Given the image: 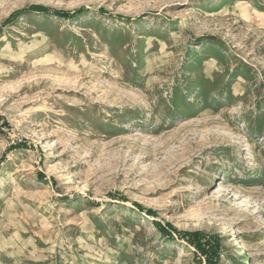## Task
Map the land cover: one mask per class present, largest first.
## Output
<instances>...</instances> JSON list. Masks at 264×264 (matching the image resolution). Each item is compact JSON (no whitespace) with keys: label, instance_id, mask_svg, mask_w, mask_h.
Returning <instances> with one entry per match:
<instances>
[{"label":"rangeland","instance_id":"obj_1","mask_svg":"<svg viewBox=\"0 0 264 264\" xmlns=\"http://www.w3.org/2000/svg\"><path fill=\"white\" fill-rule=\"evenodd\" d=\"M177 232L264 264V0H0V264H205Z\"/></svg>","mask_w":264,"mask_h":264},{"label":"trees","instance_id":"obj_2","mask_svg":"<svg viewBox=\"0 0 264 264\" xmlns=\"http://www.w3.org/2000/svg\"><path fill=\"white\" fill-rule=\"evenodd\" d=\"M47 13H52L54 15H57L58 17L61 18H70L73 15H77L81 12V10H78L77 12L73 14H64L60 12H51L50 10H45ZM152 214V212H148ZM157 230L159 233L164 236L168 237L169 239L171 238V235L169 234L168 231H175L174 228L171 226H167V230H165L163 227H161L159 224H155ZM177 235L185 239L187 243L191 246H193L199 254L205 259V264H216L218 261V251H219V242L217 238H211V237H204L200 233H180L177 232Z\"/></svg>","mask_w":264,"mask_h":264}]
</instances>
